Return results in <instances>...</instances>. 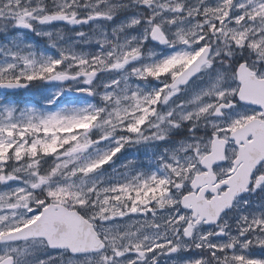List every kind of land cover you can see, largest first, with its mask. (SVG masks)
Masks as SVG:
<instances>
[{
    "label": "snow or ice",
    "instance_id": "snow-or-ice-1",
    "mask_svg": "<svg viewBox=\"0 0 264 264\" xmlns=\"http://www.w3.org/2000/svg\"><path fill=\"white\" fill-rule=\"evenodd\" d=\"M13 30L0 88L60 87L0 101V264H264V0H0Z\"/></svg>",
    "mask_w": 264,
    "mask_h": 264
},
{
    "label": "rangeland",
    "instance_id": "rangeland-1",
    "mask_svg": "<svg viewBox=\"0 0 264 264\" xmlns=\"http://www.w3.org/2000/svg\"><path fill=\"white\" fill-rule=\"evenodd\" d=\"M117 20H119V18H117ZM47 30H49L48 27H45V31H47ZM80 30H81L80 26H76L75 28H64L63 31L65 34H64L63 38L60 39V43L66 44V43L71 42L72 40L77 39L71 33H74L76 31H80ZM83 30L90 32L92 30V26L91 25L83 26ZM15 31L16 30H13V33L11 35H9L7 38L4 36L3 33H0V41L6 42L8 39L17 38L14 35ZM128 32L131 34H139L140 30H139V28L129 29ZM18 39H22L23 41H25L27 43L33 44L38 50L47 51L49 54L56 55L55 49L48 47V38L47 37L37 36L35 33H28L25 30V35L21 38H18ZM76 47L88 50V49L98 48L99 45L77 44ZM101 75H103V74H101ZM114 75H116V74H114ZM59 87H60V85H58L56 82H36L35 85L30 86L29 88H26L25 90H22L18 96H16V94L4 93V92L0 91V101H2L4 103L12 102L15 104H19L21 107L26 105V104H31V105H34L38 108H44L45 107V101L51 99L55 95V93L57 92ZM98 99H99L98 97L88 98L85 96L78 97L75 99H70L67 96V91H66L64 93V95L56 102V104L51 106V108L55 109L56 107H62L69 102L96 103V102H98ZM185 134H186V130H177L171 134V137L175 141H178L179 139H182ZM173 139H170L169 145L174 147L176 145H175V143H173ZM169 145H165L163 143H160V144H141V145L129 147L126 149V151L124 153L120 154V159L117 160L116 164L118 166V164L124 158H129V159L135 158L136 159L138 154L141 152L148 153V154L154 153V152H156V149L159 146H161V148L164 149V147L169 146ZM162 152H163V150H162Z\"/></svg>",
    "mask_w": 264,
    "mask_h": 264
},
{
    "label": "flooded vegetation",
    "instance_id": "flooded-vegetation-1",
    "mask_svg": "<svg viewBox=\"0 0 264 264\" xmlns=\"http://www.w3.org/2000/svg\"><path fill=\"white\" fill-rule=\"evenodd\" d=\"M162 150L161 146H159L154 153H139L136 159L140 162V167L145 169H154L156 167L155 157L161 154Z\"/></svg>",
    "mask_w": 264,
    "mask_h": 264
},
{
    "label": "water",
    "instance_id": "water-1",
    "mask_svg": "<svg viewBox=\"0 0 264 264\" xmlns=\"http://www.w3.org/2000/svg\"><path fill=\"white\" fill-rule=\"evenodd\" d=\"M0 89H1V90H4V91H6V92H15V91L22 90V89H24V88H18V89L0 88ZM68 95H69L70 97H77V96H82V95H84V94H82V93H77V92H75V91H68Z\"/></svg>",
    "mask_w": 264,
    "mask_h": 264
},
{
    "label": "trees",
    "instance_id": "trees-1",
    "mask_svg": "<svg viewBox=\"0 0 264 264\" xmlns=\"http://www.w3.org/2000/svg\"><path fill=\"white\" fill-rule=\"evenodd\" d=\"M19 95V92L18 93H16V96H18ZM19 99V98H18Z\"/></svg>",
    "mask_w": 264,
    "mask_h": 264
}]
</instances>
